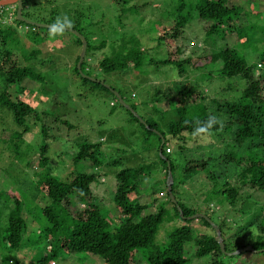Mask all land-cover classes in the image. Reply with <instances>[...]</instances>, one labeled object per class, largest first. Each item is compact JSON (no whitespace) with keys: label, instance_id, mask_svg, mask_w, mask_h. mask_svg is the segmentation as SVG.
I'll list each match as a JSON object with an SVG mask.
<instances>
[{"label":"rangeland","instance_id":"rangeland-1","mask_svg":"<svg viewBox=\"0 0 264 264\" xmlns=\"http://www.w3.org/2000/svg\"><path fill=\"white\" fill-rule=\"evenodd\" d=\"M36 5L28 9L32 22L52 23L57 15L68 14L75 21H79L83 34L88 38L90 44L97 47L100 43L106 44L101 50H91L86 55L89 64L97 67V61L102 56H109L112 46L120 43L122 38L135 36L141 48L147 49V56L154 61L165 60L169 57V51H174L177 47L185 50L183 57L191 56L193 59L206 57L208 54L218 52L225 47L231 48L237 55L244 58L248 65L256 67L254 76L264 73V1L263 0H225L228 6H236L241 14L237 17V24L242 27H248L246 34L248 41L244 44L239 43L234 33L226 34L223 38V32L206 37L205 29L212 24L200 20L197 13L191 12V5L198 0H33ZM180 4H185L184 12H190L192 19L184 28L183 34L175 43L161 44L156 47L155 40L165 30L172 28L174 19L177 15V8ZM10 7V6H9ZM7 12H4L0 18L2 24L12 25L18 32V46H10L14 49L13 53L20 59L22 55H28L32 50L38 49L41 53H54L47 56L49 64L37 66L41 73L46 77L45 86L40 88V84L24 81L17 89L25 88L22 94H17L16 88L9 87V98L12 101L22 100L35 108L40 114L43 110L59 116L66 120L72 128H67L60 123L50 125L52 136L50 139L49 151L47 157L50 160L49 166L53 176L67 180L72 174L93 173L97 174L98 180L92 184V199L100 207L102 213L107 219L114 221L113 227H117L119 220L117 211L111 201L115 190V174L123 168H137L147 166L148 174L144 177V189L138 196L132 195V198L138 199L141 204L152 203L144 215L154 213L158 204L163 203L166 207V219L159 226L156 242L163 243L166 241L167 234L175 227L180 226L182 222L178 220L168 221L174 216L173 208L165 202L164 196H160L159 190L166 193V177L163 173V166L159 160L157 151L158 134L147 133L139 124L131 121V115L120 107V104L111 107L114 103L113 97L99 90L91 88L81 83L80 79L73 74L72 65L74 58L77 56V49L74 48L75 54L70 57L72 50L71 44L73 36L66 33L62 37L50 39L48 30L44 29L41 36L46 37L44 43L34 45L26 32L27 27L17 26L14 23L16 6H11ZM14 9V12L12 11ZM123 11L124 13H122ZM255 12L258 16H254ZM9 15H14L10 17ZM13 19V20H8ZM50 25V24H47ZM46 31V32H45ZM149 39V40H148ZM17 46V47H16ZM183 50V51H184ZM58 51V52H57ZM45 57H38V61H31L36 64ZM148 58L144 59L145 65L139 73L128 75H103L95 68L90 71L92 77L103 80L105 86L113 87L121 92L126 101V105L136 107V114L142 117H150L154 114L151 110L154 107L157 112L164 113V116L152 115L153 119L159 123L160 130L164 129L166 123L173 119L174 114L171 112V100L173 94L181 90L185 83L197 85L203 96L210 100L215 99L219 103L228 101H237L241 96L245 86V81L239 78L219 77L215 70V64L206 68L191 70L188 66V75L185 78L177 77V69L172 64L165 65H148ZM33 64V65H34ZM257 65V66H256ZM43 67V68H41ZM203 73H210V78H199ZM91 77V78H92ZM262 95L264 98V77L261 81ZM3 87V80L0 77V91ZM170 87V88H169ZM39 88L41 92L39 93ZM42 88L45 90H42ZM173 89V90H170ZM43 94V95H42ZM163 95L167 97L164 98ZM163 97L160 103L151 105L152 97ZM115 97V96H114ZM207 100V101H208ZM148 104L146 106L145 104ZM151 105V106H150ZM207 114H215L224 120V125L229 120L227 114L217 110L216 104L208 106ZM132 114V113H131ZM11 115V113H10ZM7 111L0 108V193H3L2 204L0 206V227L6 222L5 216L13 208V202L7 195L13 194L14 197H24L28 209L23 208L22 216L26 222L24 231V242L19 252L6 248V245L0 244V264L5 260V264H35V262L48 254L49 248L46 240L39 235L42 233V227L46 224L41 218L40 210L45 205V199L42 194L36 199L32 198L34 186L32 184L33 173L41 171L37 162L39 155L37 147L40 143L41 133L40 123L36 122L33 117L28 119L30 132L24 136L25 145H30V154L27 155V161L31 162L29 167L24 164H17L14 154L8 150L7 144H1L2 139H7L12 130L15 129L11 117ZM133 115V114H132ZM232 127L220 129L217 134L221 137H212L211 144L197 138L187 142L183 149H178L177 142L166 136L169 143L171 154L167 158L173 165L172 174L174 185L176 187L175 195L184 199L186 204L199 212L208 211L214 223L225 222L224 237L227 247L232 248L235 245L251 247L258 242L257 236H263L258 225L253 223L248 228L245 227L255 213L261 211L264 203V194L254 192L249 202L241 206V201L232 210L224 201L223 197L214 193L212 189H222L224 182H228L233 177L235 171L234 163L231 161L224 162L223 154L229 152L232 146L231 142ZM163 131V130H162ZM222 138V139H221ZM83 141L97 144L100 141V150L102 160L105 165L102 168L95 169L90 166L88 161H80L77 164L72 162V157L77 151V146ZM207 144V145H205ZM7 147V148H6ZM24 146L21 147L23 151ZM242 151H244L242 149ZM247 151V150H246ZM244 151V153L246 152ZM257 152V150H255ZM264 153V152H263ZM210 157L208 165L204 170H197L191 173V177L184 180L183 184H178L183 180L181 169L192 161H200ZM119 160L121 164L114 161ZM32 166V167H31ZM225 171L223 175L219 172ZM213 172L218 174L214 180L208 178V174ZM248 193V192H247ZM242 194V197H246ZM167 194V193H166ZM156 199V202H154ZM154 200V201H153ZM153 201V202H152ZM255 201V205L250 204ZM69 211L74 215L76 211L83 206L78 203L74 197H69L67 203ZM246 211L241 214L238 210ZM264 217V211L261 212L255 222H259ZM196 220L191 223L192 236L197 234L211 233L210 229L204 228ZM241 229L238 232V229ZM38 239H40L38 241ZM264 244V239L262 240ZM192 242L186 243L184 258L186 264H209L211 256L197 258L194 255ZM243 249V248H241ZM240 250V249H239ZM263 250V249H262ZM237 251V250H236ZM257 251H246L237 256L221 257L223 264H264V253ZM4 259V260H3ZM141 257V253L136 254L133 264H147ZM52 264V263H51ZM56 264H102L98 257L79 254L60 253Z\"/></svg>","mask_w":264,"mask_h":264},{"label":"trees","instance_id":"trees-1","mask_svg":"<svg viewBox=\"0 0 264 264\" xmlns=\"http://www.w3.org/2000/svg\"><path fill=\"white\" fill-rule=\"evenodd\" d=\"M120 1V0H115ZM264 1V0H263ZM21 16L30 21V14L28 9L36 5L33 0H22ZM7 7H3L0 10H4ZM185 4H180L177 8V15L174 19V25L164 31L155 40L156 47L164 44H173L183 34L184 28L192 19L190 12H184ZM186 9V8H185ZM124 13L123 11H121ZM191 12L197 13L200 20L212 22L208 26L206 31V37H210L220 30L223 32V38L225 35L234 33L237 36L239 43H246L248 36L246 34L248 27H242L237 24L238 16L241 14L239 8L236 6H228L225 0H198L194 5H191ZM258 16L255 12L252 14ZM238 17V18H237ZM32 22V21H31ZM14 23L17 26H24L28 28L26 34L28 39L34 45H40L44 43L46 37L41 36L44 33L43 28H37L36 26L27 25L16 18ZM38 23V22H36ZM51 24V23H47ZM42 24V23H38ZM48 30V29H47ZM46 32V31H45ZM75 32L78 34L76 35ZM45 34V33H44ZM73 36V42L71 44L72 50L70 51V57L75 54L77 49V56L74 58L72 65L73 74L78 77L81 83L85 86H91V88H98L105 93L110 94L114 103H111V107L119 104L114 97L111 90L119 93L124 100L121 92L117 91L113 87L107 88L103 80H98L92 77L90 71L95 68L99 73L103 75H128L132 73H139V71L146 66L144 59L147 57L148 65H165L167 63L172 64L177 69V77L185 78L188 73V66L191 70H198L199 68H206L211 64H215V70L219 77L225 78H239L245 81V86L241 96L234 102H222L219 103L215 99L208 100L200 92L197 85L185 83L181 90L176 91L173 94L171 100V112H173V119L169 120L164 126V129L160 130V125L156 122L152 115L158 113L157 110L152 107L150 111L152 114L150 117H142L136 114V107L128 105L135 113L126 111L131 115V121L139 124L147 133L153 134L152 130L159 133L156 135L157 140V153L160 162L163 166V173L167 179V164L170 166L172 174L173 165L167 158L166 149H170L169 143L166 139L168 136L170 139L177 142L178 149H183L187 142L193 143L196 139L192 137L193 125H186L185 121H195L197 119L203 121L206 120L210 114H207L208 106L216 104L217 110L221 113L228 115L229 120L224 125L225 127H232L231 130V142L232 146L229 152L223 154L224 162L231 161L236 168L233 177L228 182H224L222 189L212 191L221 195L226 203L233 210L237 205V202L241 201V206L244 203L249 202L254 192L264 194V98L262 95L261 79L264 77V73L257 77L254 76L253 65H248L243 57L237 55L231 48L225 47L216 53L208 54L206 57H199L193 59L191 56L183 57L185 52L181 47H177L174 51H169V57L165 60L154 61L153 58L147 56V49L141 48L137 38L135 36L129 38H122L120 43L116 46H112V51L109 56H102L97 61V67H93L89 64V60L86 59V55L91 50H101L105 48L106 44L100 43L97 47L90 44L88 38L83 34V29L79 24V21H75V27L68 32ZM18 32L12 25H4L0 20V77L3 80V87L0 91V108L7 111L10 115L12 123L15 129L10 132L7 139H2L1 144H7L8 150L14 154V158L17 164H25L29 167L31 162L27 161V155L30 154L31 146L25 145L24 136L30 132L28 119L33 117L36 122L40 123L41 141L37 147L39 160L37 162L38 167L41 169L38 173H33L32 184L34 186V192L32 198L36 199L38 195L42 194L45 199V205L41 208V218L45 220L46 224L42 227V233L39 235L41 239L43 237L46 240L49 248L47 255L39 258L35 264H56L60 253L64 254H79L83 253L91 257H98L102 260V264H133L135 256L141 253V257L147 264H186L187 259L184 258V250L186 243L192 242L194 248V255L197 258L205 256H211L209 264H223L220 260L224 254L221 252L219 245L215 241V231L210 223L205 219H199L198 222L204 228L210 229L211 233L197 234L192 236L191 223L193 220H187V218L196 214L205 215L220 232L224 248L227 253L234 252L246 246L235 245L232 248L227 247L225 244L224 228L225 222L214 223L210 217L208 211L199 212L194 208L188 206L184 199H180L175 195L176 187L173 181L172 175V189L171 193L176 203H172L169 196L164 190H159L160 196L165 194L166 205L169 204L174 211V216L168 219V221L178 220L182 222L180 226L175 227L166 236V241L163 243L156 242V235L159 226L166 219V207L163 203L158 204L154 213L144 215L143 212L147 210L152 203L141 204L138 199L132 198V195L138 196L144 188V177L148 174L149 169L147 166H139L137 168H123L115 174V190L111 197V201L117 211V218L119 225L113 227L114 221L110 218L107 219L102 213L99 206L91 201L92 199V184L98 180V175L93 173H77L72 174L67 180H61L51 173V167L49 166L50 160L47 157L49 151V140L55 139L52 136L51 127L47 124V120L52 123H60L67 128L72 126L59 116L50 113V111L43 110L40 114L36 109L31 107L28 103L22 100L12 101L9 98L8 88L20 86L24 81L29 80L34 83L40 84V88L46 85V77L41 73L37 66H45L49 64V60H46L47 56L54 53H41L38 49L32 50L28 55H22L21 59L24 62L20 63V59L17 58L14 49L8 48L10 43L12 46H18ZM81 37L86 41V53L80 66V72L77 70V63L79 60L80 51L82 48ZM149 40V39H148ZM16 46V47H17ZM184 50V51H183ZM58 52V51H57ZM43 56L44 59L39 63H32L31 61H38V57ZM34 64V65H33ZM260 65H264L263 61H260ZM257 66V65H256ZM43 68V67H41ZM92 77L96 82H92L89 79L83 77ZM210 73H203L199 78H210ZM42 85V86H41ZM39 88V93L41 92ZM46 88V86H45ZM170 88V87H169ZM25 88L15 90L17 94H22ZM42 90H44L42 88ZM173 90V89H170ZM45 91V90H44ZM42 93V92H41ZM43 95V94H42ZM166 98V95H163ZM162 97V98H163ZM161 97H152L150 104L154 105L160 103ZM208 100V101H207ZM148 106V104H145ZM150 105V106H151ZM120 107H122L120 105ZM164 116V113L159 112L157 116ZM136 116L140 117L145 125L140 123ZM219 126L214 129V135L217 137V132L220 130ZM210 138L207 144H211L213 138ZM218 137H221L218 136ZM222 139V138H221ZM163 140V144L161 142ZM100 141L97 144L88 143L83 141L77 146V151L72 157L74 164L80 161H88L90 166L99 169L105 165L102 160V153L100 150ZM192 143V142H191ZM205 144V145H207ZM24 146L23 151L21 147ZM161 146V153L159 148ZM6 147V148H7ZM246 151L244 153V151ZM257 150V152H255ZM210 157L201 159L200 161H192L188 163L183 169H181V175L183 180L178 184H183L184 180L191 177V173L197 170H204L208 165ZM121 164L119 160L112 162L111 164ZM32 167V166H31ZM225 171H220L221 175ZM209 173V172H208ZM208 178L215 181L218 178V174L210 172ZM248 192V193H247ZM246 197H242L246 194ZM243 194V195H242ZM3 193H0V206L2 204ZM13 202V208L6 214V222L3 227H0V244L6 245V248L15 252H19L24 242V231L26 230V222L22 216L23 208L28 209L25 204L24 197H14L13 194L7 195ZM69 197H74L82 209L76 211L73 215L67 206ZM155 200V201H154ZM153 201L156 202V199ZM152 201V202H153ZM255 201L252 203L255 205ZM177 207L180 209L178 211ZM241 214H245L246 211L239 209ZM264 211V203L262 204L261 211L255 213L251 220L245 224L248 228L253 223L258 225L260 232L264 233V217L255 222L261 212ZM182 214V218L180 217ZM196 220V219H195ZM241 229H238V232ZM38 239V241L40 240ZM258 242L252 246L254 251L264 250L263 236H257ZM240 255V254H238ZM237 256V255H236ZM4 260V259H3ZM2 264H5V260Z\"/></svg>","mask_w":264,"mask_h":264},{"label":"water","instance_id":"water-1","mask_svg":"<svg viewBox=\"0 0 264 264\" xmlns=\"http://www.w3.org/2000/svg\"><path fill=\"white\" fill-rule=\"evenodd\" d=\"M22 0H0V8L2 7H7V6H16V18L27 24V25H32V26H36L37 28H43V29H48V26L49 25H46V24H38V23H34V22H31V21H28L26 19H24L22 16H21V11H22ZM76 35H78L76 32H75ZM81 41H82V48H81V51H80V55H79V60H78V63H77V70L80 72V66H81V63L85 57V53H86V41L83 37H81ZM81 73V72H80ZM83 77L89 79L90 81L92 82H96V80L90 78V77H86L84 75H82ZM107 87V86H106ZM109 88V87H107ZM111 92L113 93V95L115 96L116 100L118 101V103L124 107L127 111L131 112L133 115H135L134 111L124 103L123 99L121 98V96L119 95V93L111 90ZM136 118L138 119V121L140 123H142L143 125H145L144 121L136 116ZM152 132L158 134V132H156L155 130H152ZM163 144V140L161 142V145ZM159 153H161V146L159 148ZM167 179H166V189H167V194L169 196V199L172 203H176L175 200H174V197L171 193V189H172V176H171V171H170V166L169 164H167ZM178 211L180 212V209L177 207ZM180 217L182 218V214H180ZM205 219L207 220L210 225L214 228V231H215V241L216 243L219 245L220 247V250L223 254L231 257V256H236L238 254H241L243 252H246V251H253V249L251 247H247V248H243V249H240V250H237V251H234V252H231V253H227L225 251V248H224V243L222 241V238H221V235H220V232L219 230L217 229V226L214 225L205 215L203 214H196L194 216H191L189 218H187V220H195V219ZM259 252H263L264 253V250H261Z\"/></svg>","mask_w":264,"mask_h":264},{"label":"clouds","instance_id":"clouds-1","mask_svg":"<svg viewBox=\"0 0 264 264\" xmlns=\"http://www.w3.org/2000/svg\"><path fill=\"white\" fill-rule=\"evenodd\" d=\"M75 27V22L68 14L57 15L55 20L48 26V36L50 39L62 37ZM186 125H193L192 137L199 138L207 142L213 135L214 129L224 127V120L215 114H210L206 120L185 121Z\"/></svg>","mask_w":264,"mask_h":264},{"label":"built area","instance_id":"built-area-1","mask_svg":"<svg viewBox=\"0 0 264 264\" xmlns=\"http://www.w3.org/2000/svg\"><path fill=\"white\" fill-rule=\"evenodd\" d=\"M7 7L10 8L11 6H10V7L7 6ZM2 8H3V7H2ZM0 9H1V8H0ZM8 10H9V9H7V8L4 9V10H0V16H1L4 12H7ZM12 11L14 12V9H13ZM9 14H10V13H8V15H9ZM11 16L14 17L13 13H12V15H9V18H10ZM9 18H7V21H8V20H13V19H14V18H13V19H9ZM1 19H2V18H0V20H1ZM2 23H3V22H2ZM170 152H171V151L169 150V148H167V149H166V153H170Z\"/></svg>","mask_w":264,"mask_h":264}]
</instances>
